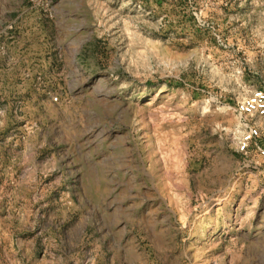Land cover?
Masks as SVG:
<instances>
[{"label": "rangeland", "instance_id": "rangeland-1", "mask_svg": "<svg viewBox=\"0 0 264 264\" xmlns=\"http://www.w3.org/2000/svg\"><path fill=\"white\" fill-rule=\"evenodd\" d=\"M0 3V264H264V0Z\"/></svg>", "mask_w": 264, "mask_h": 264}, {"label": "built area", "instance_id": "built-area-1", "mask_svg": "<svg viewBox=\"0 0 264 264\" xmlns=\"http://www.w3.org/2000/svg\"><path fill=\"white\" fill-rule=\"evenodd\" d=\"M234 110L241 124L237 151L241 155L255 157L256 161L260 160L264 164V134L258 123L264 119V89L252 90L236 102Z\"/></svg>", "mask_w": 264, "mask_h": 264}, {"label": "crops", "instance_id": "crops-1", "mask_svg": "<svg viewBox=\"0 0 264 264\" xmlns=\"http://www.w3.org/2000/svg\"><path fill=\"white\" fill-rule=\"evenodd\" d=\"M4 5L0 3V11L3 10Z\"/></svg>", "mask_w": 264, "mask_h": 264}]
</instances>
